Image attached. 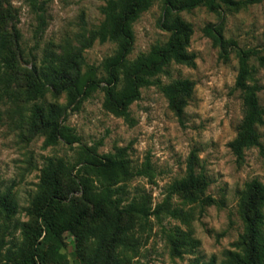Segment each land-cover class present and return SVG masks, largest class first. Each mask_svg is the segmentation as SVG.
Returning a JSON list of instances; mask_svg holds the SVG:
<instances>
[{"label":"rangeland","instance_id":"374dc122","mask_svg":"<svg viewBox=\"0 0 264 264\" xmlns=\"http://www.w3.org/2000/svg\"><path fill=\"white\" fill-rule=\"evenodd\" d=\"M45 2L47 24L37 28L35 15L27 0H10L16 11V28L21 35L25 57L22 66L38 64L46 52L76 53L79 36L91 40L104 20L102 8L108 0H40ZM162 3L156 2L133 23L134 43L129 61L164 44L168 33L159 27ZM192 30L187 51L194 55V65L169 64L157 79L165 86L177 80L193 83L192 93L182 114L177 115L156 85L141 89L139 100L129 108V119L118 118L103 106L104 94L98 90L68 110L66 124L73 128L80 142L72 146L58 141L47 145L46 133L34 116L36 107L67 105L47 93L32 101L23 99L0 103V196H8L14 208H0V261L24 248L23 224L34 225L31 202L39 191L40 175L48 159H61L75 165L80 146L91 147L100 156L113 155L124 162L133 175L122 186L123 206L135 204L153 209L167 196L168 187L186 176L192 154L195 171L209 182L206 195L214 204L193 208L189 222L162 215L151 217L148 228L139 236L132 261L140 264H191L194 261L227 264L228 253L237 252L236 244L244 234L243 206L247 185L257 181L264 186V124L258 127L261 148L244 153L242 161L228 147L243 117L242 101L234 84L238 72L235 51L228 59L220 57V47L205 35L208 25L220 30L226 41L243 49L257 48L264 57V0L246 8L224 6L221 16L205 8L179 13ZM82 51L81 72L93 69L97 78L104 75L105 61L117 50V43L98 39L89 41ZM258 94L264 108V62L253 60ZM142 175H136L135 172ZM75 174V171L72 172ZM172 205L183 210L181 199L174 195ZM264 213V209H263ZM178 229L187 233L194 245L186 247L181 257L171 254L167 238ZM139 231V233H138ZM43 233L39 240H43ZM61 253L69 264H80V257L70 236H65ZM31 264H41L42 251ZM31 259V258H30Z\"/></svg>","mask_w":264,"mask_h":264},{"label":"trees","instance_id":"16d2710c","mask_svg":"<svg viewBox=\"0 0 264 264\" xmlns=\"http://www.w3.org/2000/svg\"><path fill=\"white\" fill-rule=\"evenodd\" d=\"M27 1L37 28L43 30L47 24L45 2ZM261 1L108 0L102 8V24L91 40L79 36L80 48L76 53L46 52L38 64L27 68L22 66L25 51L16 28V11L10 0H0V103H15L21 99L32 101L47 93L55 98L64 95L66 106L55 103L34 110L35 121L46 133L47 145L62 141L72 146L80 142L75 130L66 124L68 110L98 90L104 94V108L126 121L130 106L140 98L141 89L153 85L160 88L169 107L181 115L193 83L177 80L163 86L155 79L171 63L194 65V55L187 51L192 30L179 13L205 8L209 13L221 16L224 6L240 9ZM156 2L163 5L159 27L168 33V39L129 61L134 43L132 25ZM204 33L220 47L221 58L227 60L232 49L238 60L234 89L242 101L243 117L228 147L237 160L242 161L246 150L261 148L257 129L264 124V108L259 103L261 86L256 79L257 67L252 61L258 60L263 65L264 57L257 48L243 49L226 41L220 30L212 25L206 26ZM94 39L101 43H117L115 54L105 61L101 78L96 77L93 69L81 72L82 51ZM195 167L196 157L192 154L186 176L170 185L165 199L151 209L135 204L123 206V187L117 185L126 182L133 172L113 155L100 156L94 148L80 146L75 165L67 166L61 159H48L41 170L39 191L31 202L30 212L35 223L22 225L24 248L20 249L19 255L10 254L0 264H31L38 255L37 250L42 251L41 264H69L61 253L65 236L72 238L80 264H140L137 260L132 261L139 245L136 227L143 233L151 217L159 220L162 215L189 222L194 207L202 211L215 203L206 195L208 180L197 174ZM134 174L142 175L138 171ZM174 195L184 206H191L190 210L174 207L171 202ZM0 208L8 211L14 204L8 201V196H0ZM263 209L264 186L254 180L247 185L243 206L244 234L236 244L238 251L228 253L227 264H264ZM43 233L45 237L39 240ZM167 238L175 257H181L186 247L194 245V240L178 229L169 232ZM191 264H215V261L212 258L208 262Z\"/></svg>","mask_w":264,"mask_h":264}]
</instances>
